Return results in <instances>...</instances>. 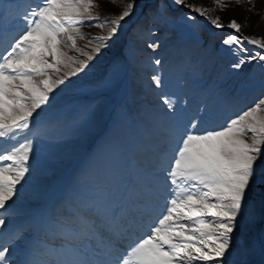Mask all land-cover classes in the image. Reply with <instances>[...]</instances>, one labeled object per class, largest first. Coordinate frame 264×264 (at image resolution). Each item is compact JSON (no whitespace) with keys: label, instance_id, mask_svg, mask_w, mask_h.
Wrapping results in <instances>:
<instances>
[{"label":"rangeland","instance_id":"1","mask_svg":"<svg viewBox=\"0 0 264 264\" xmlns=\"http://www.w3.org/2000/svg\"><path fill=\"white\" fill-rule=\"evenodd\" d=\"M96 2L95 11L103 16L119 14L127 0ZM187 2L215 7L212 0ZM38 3L0 0V46L23 29L21 18ZM187 14L172 0H136L116 40L55 91L31 129L16 140H0L4 147L25 137L34 141L30 171L0 209L6 220L0 240L20 236L11 246L13 264L103 260L123 253L164 211L169 197L160 161L173 154L190 123L199 121L198 131L224 126L264 98V62L233 69L236 58L221 43L233 30L216 29L198 13L189 20ZM217 14L225 23L235 18L245 24L244 35L264 38V0H233L232 7L210 13ZM98 22L87 21L82 31L100 33L87 26ZM153 76L160 77L159 87ZM163 96L174 101L173 109ZM92 220L104 222L99 251L95 237L80 239L83 225ZM237 235L251 248L233 261L264 264V183L250 191Z\"/></svg>","mask_w":264,"mask_h":264},{"label":"snow or ice","instance_id":"2","mask_svg":"<svg viewBox=\"0 0 264 264\" xmlns=\"http://www.w3.org/2000/svg\"><path fill=\"white\" fill-rule=\"evenodd\" d=\"M172 3L188 9L189 20L194 19L192 13H198L216 29L233 30L221 41L236 58L233 69L251 61L264 62V38L244 35L245 24L235 18L225 23L219 14L214 18L210 15L232 7L233 0H212L215 7L187 0ZM98 7L96 0H39L21 18L23 29L9 38L10 43L0 46V140H16L31 129L38 111L55 91L68 78L84 72L89 62L116 40L123 22L134 14L136 0H127L119 14L102 16L95 11ZM93 20L99 22L87 26L100 29V33L82 31L85 23ZM80 40H87V44L81 46ZM245 42L257 50L250 52ZM147 46L157 48L155 43ZM66 68L70 70L64 71ZM152 80L157 87L161 85L159 76ZM161 100L173 109L172 99L163 96ZM199 127V121L191 122L173 154L161 158L169 197L164 211L123 253L115 252L111 259L60 264H245L232 257L251 248L237 232L244 227L250 191L257 183H264V98L224 126L198 131ZM33 150L34 141L27 137L23 143L0 145V209L7 207L29 173ZM5 223L0 216V226ZM103 226V221L100 225L95 220L86 222L81 241L91 242L95 237L99 251L103 238L97 234ZM19 239L14 234L0 240V264H13L11 246Z\"/></svg>","mask_w":264,"mask_h":264}]
</instances>
